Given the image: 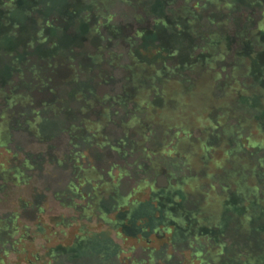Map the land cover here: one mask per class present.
I'll return each instance as SVG.
<instances>
[{"label": "trees", "instance_id": "obj_1", "mask_svg": "<svg viewBox=\"0 0 264 264\" xmlns=\"http://www.w3.org/2000/svg\"><path fill=\"white\" fill-rule=\"evenodd\" d=\"M126 3L137 25L132 32L128 25L108 24L104 0H65L61 6L56 0H0V145L9 139L5 124L18 123L13 114L36 137L42 121L59 115L63 125L69 123L71 173L81 180L70 181L53 197L68 194L60 209L82 210L77 219L51 215L40 199L34 200L30 226L19 221V211L0 216V264H11L25 242L42 236L45 244L56 234L65 238L72 227L78 230L70 245L33 254L30 264L58 259L65 264H122L120 255L136 250L132 241L144 242L140 250L146 260L130 264H151L153 239H162L165 258L179 264H264V31L258 30L264 0ZM257 11L261 19L254 25ZM201 22L207 31L199 32ZM111 40L126 47L125 57L110 53L103 60L100 52ZM85 47L93 53H83ZM65 51L68 57L60 62ZM101 62L119 74L121 89L115 96L97 93L105 76ZM61 67L68 77L57 83L54 76ZM257 85L259 92H252ZM72 86L88 93L68 98L60 92ZM69 103L75 105L73 112L65 106ZM119 108L123 117L117 122L113 118ZM10 109L12 117L5 112ZM90 114L94 120L88 119ZM115 122L121 125L117 136L105 130ZM194 129H199L197 136ZM166 136L165 147H171L159 151L156 146ZM75 141L133 158L146 179L122 192L121 182L130 180L128 171L120 169L115 181L107 172L110 180L103 181L89 162L95 178H86L74 159L80 154L74 151ZM171 155L183 161L184 173L165 176L166 183L155 187L151 176L161 173L167 161L163 156ZM3 173L1 181L6 182ZM146 186V199L130 200ZM75 196L85 204L80 207ZM87 217L97 218L99 227L90 228L83 221ZM51 227L57 231L45 235Z\"/></svg>", "mask_w": 264, "mask_h": 264}, {"label": "rangeland", "instance_id": "obj_2", "mask_svg": "<svg viewBox=\"0 0 264 264\" xmlns=\"http://www.w3.org/2000/svg\"><path fill=\"white\" fill-rule=\"evenodd\" d=\"M89 1V0H88ZM105 5L107 6V9L104 11V13L107 16H111L110 21L108 24L119 26V25H128V31L132 32L134 29H136L137 25L134 24L131 15L129 14L127 10V3L126 0H104ZM147 1H153V0H147ZM65 2V0H56V3L59 5L60 3ZM184 3V0H177L176 6L182 5ZM60 4V6H61ZM175 7V6H174ZM72 15V14H71ZM264 16V14L262 15ZM79 18V17H78ZM259 19H261L259 12L257 11L253 16V23L254 25H258ZM205 21V20H202ZM105 20L102 19L101 23H104ZM206 22V21H205ZM77 24H75V30H77ZM199 32L207 31L208 27L206 26V23L201 22L198 26ZM259 31H264V19L259 23ZM125 46L117 44L114 40H111L110 45L103 49L101 53V57L103 60L107 59L108 55L110 53H113L115 55H121V58L125 57ZM91 48H83L81 51L83 53L89 52V54L93 53L90 51ZM99 53V54H100ZM68 57V52H63L58 60L60 62H64L66 58ZM121 58L119 60V65H121L123 62H121ZM79 60H82L83 58L79 57ZM77 60V61H79ZM85 61V59H83ZM34 64V61H31L29 63V66H32ZM103 69V75L104 81L102 80L101 83L98 85V91L97 93L101 96L108 95V96H115L120 93L121 89V81L119 80V74L117 71H113L111 67H108L105 62L100 63ZM82 68L85 69L87 67V63L81 61ZM87 69V68H86ZM97 74V71H96ZM68 77V72L65 68L61 67L57 71V74L54 76L55 82H61L63 78ZM90 75L85 77L87 80H90ZM37 80H35L36 82ZM70 90H67L66 88H61L60 92L67 97L73 96L74 94H79L78 96H83L87 94V89L85 88H74L69 87ZM259 86H255L252 88V92H259ZM81 93H77V92ZM251 92V93H252ZM231 94H228L230 97ZM228 97V98H229ZM230 99V98H229ZM63 102L65 104V100L63 99ZM62 104V102H61ZM66 108L70 111H74L75 105L73 103H69L65 105ZM12 109V108H11ZM10 110H6L5 112L8 113L9 117H12V112ZM0 111H4L3 109V103L0 104ZM118 115H115L114 121L119 120L123 117V109L119 108ZM1 115V112H0ZM15 115V116H14ZM13 120L18 121V123L11 124L10 122H7V127L9 130V139L6 144L0 145V169L3 171H0V186L2 185V188L0 187V216L8 215L13 211H19V221H21L24 224L31 225L33 220V209H34V200L39 201L42 200L41 204L43 205V208L46 212H49L51 215L55 214H62L63 217L67 218L72 216L73 218H78L82 214V210L79 207H76V210L72 211L69 209H60V201H65L68 194L61 196V198L55 199L53 197L54 191H59L62 189H65V186L72 181L74 184H76L81 178H77L76 175H72L71 171V162H69V156H71V143L69 141L68 133H67V127L69 126V123L67 125H63V122L60 120L59 115L56 114H50V119L48 121H42L40 125V132L39 137L33 136L29 132H27L26 127L22 123V119L20 116H17V114H13ZM7 118V116H5ZM93 116L90 114L88 116V119L94 120L95 118H92ZM8 119V118H7ZM41 119V118H40ZM3 121L0 119V122ZM15 121V122H16ZM127 121V119H125ZM119 122V121H117ZM117 122L110 123L105 127L106 132H109L112 135H118L120 132V124ZM17 124H19L17 126ZM116 124V126L114 125ZM193 135L197 136L199 129H194ZM114 136V137H116ZM112 137V136H111ZM167 141L163 142L164 139ZM170 139L168 136L161 138L159 140L158 150H163V147H165L166 143H168ZM176 140H173V144ZM75 149L74 151L80 153L75 154L74 159L77 160V162H81L82 164V172L88 179H93V169L88 165V162L94 166L95 169L102 175V180H110L107 176V172H110L112 177L114 178V181L116 180V177H120V174L118 171L122 169L123 171H128L130 175V180L126 179V181L121 182V186L125 189H122V192H125L129 189H136L140 181L146 179L143 174L139 173L140 171L136 169V165L133 164V158L127 156L125 159H121L118 157V155L109 150L108 148H100L97 147L92 143H86V141H75ZM171 147L167 146L165 147V151H168V149ZM197 154V153H196ZM173 155V154H172ZM167 157L164 159H167L165 163L160 167L161 173L157 176H151V178L156 180L155 187H161L166 183L165 176L168 177L171 174L175 175H183L184 169L182 168V162L179 159H175V157ZM198 155V154H197ZM148 158V155L145 156ZM175 159V160H173ZM25 160L28 162L27 167H22V164H25ZM141 162H136V164H140ZM112 164H116L112 167ZM176 164V166H174ZM18 167H21L20 169V175L16 177L15 175V169ZM81 169V168H80ZM103 172H100V171ZM5 171V174L8 176V179L6 182L1 181V177L3 176V172ZM82 172H80L77 176L82 177ZM170 173V174H169ZM153 173H151L152 175ZM118 175V176H117ZM118 177V178H119ZM170 177V176H169ZM127 178V177H126ZM122 181V180H121ZM100 189L104 188V185L101 184L99 187ZM96 186H93V195H96ZM186 190V189H185ZM184 190V191H185ZM189 191V189L187 188ZM150 193V189L148 186L141 188L133 197H131L130 200L133 199H146L147 196ZM44 197V198H43ZM69 201V199H67ZM73 200L80 204V207L85 204L83 200H78L76 196L73 198ZM215 201V199L213 200ZM217 202V200H216ZM51 208V209H50ZM83 218V217H82ZM85 223L89 224L90 228L95 229L99 227L100 222L95 217H87L86 220H83ZM78 228H70L67 236L65 238H59L56 234L55 236H50V241L46 242L45 244H42L44 241L42 239V236L37 237L33 242H25L24 244V251L22 253H17L14 258L10 261L11 264H30L29 261H33L32 255L36 253L45 254L47 251L54 249L57 246H68L71 244L72 240H74V236L77 234ZM57 231L55 227L47 228V230L44 232L45 235H48L50 233H53ZM19 235H16L14 239H17ZM30 240V239H29ZM117 241V240H116ZM119 243L122 242V240L118 239ZM131 243L125 242L124 245H129ZM132 244L135 245V252L129 253L128 251H125V253L120 255V260L122 264H130V262L133 260L137 263L141 261L146 260L145 254L141 252V247H144V242H136L132 241ZM163 244L164 241L162 239H153V242L150 244L151 247L155 248L154 256H153V262L151 264H179V260L177 259H166L165 253H163ZM20 245V244H19ZM19 245L17 247H19ZM167 249V248H166ZM166 252H170V248L166 250ZM257 253L258 252H253ZM186 258H189V252L186 251L184 253ZM54 264H65L62 259H58ZM143 264V263H141ZM147 264H149L147 262ZM180 264H184L183 262ZM194 264H197L195 262Z\"/></svg>", "mask_w": 264, "mask_h": 264}]
</instances>
